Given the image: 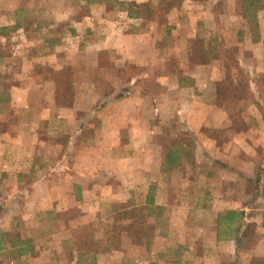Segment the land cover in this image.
I'll list each match as a JSON object with an SVG mask.
<instances>
[{"label": "crops", "instance_id": "crops-1", "mask_svg": "<svg viewBox=\"0 0 264 264\" xmlns=\"http://www.w3.org/2000/svg\"><path fill=\"white\" fill-rule=\"evenodd\" d=\"M104 5L99 4L98 6ZM89 6L94 7L93 3ZM59 10L58 7H52L48 0H0V27H14L11 36L0 34V43L10 42L15 46L14 49L16 48L15 52L10 51L13 57L8 54L1 57L0 68H5V58L17 57L21 60L19 61L20 71L12 76L13 82L9 85L6 82L8 85L5 88L8 94L7 100L0 102V264L5 262L9 264H62L68 261L63 254L65 248L70 254L69 264H78L74 250V238L70 234L74 229L79 228L77 220L80 217L70 216L64 222L61 219L63 214L71 213L74 209H79V213L100 211L103 206L125 202L127 198L125 195L121 197L119 192L131 193L133 197L132 194L136 193L137 187L142 189L145 186L144 204L148 186L151 184V177L147 178L149 175L147 165L151 162L155 163V168L150 175L155 173V178L158 180L163 179L170 171L165 166L161 146L157 142L153 146L147 141L149 135L143 124L146 119L145 115L140 112L145 102L144 87L139 84L143 75L137 78L136 76L123 77L120 71L119 76L117 67L102 66L100 62L103 51L109 53L110 64H112V55L115 62L119 61L118 57L112 54H116L115 49H118L123 58L125 57L127 61L137 66H143L144 59L151 58L152 68L155 69V62L161 61L159 57L155 59L153 48L155 35L148 31L128 33L122 30L120 35L110 37L109 32H106L109 29L105 28V34L93 37L88 34L89 29L86 28L83 34H75V37H78V40L74 41L80 49L78 52L65 50L61 52L63 54L61 55L56 48L55 51H49V47L47 51L37 54L23 50L26 42L31 44L32 41L27 34L30 31H25L30 28L27 18L34 13L41 16L51 11L60 22L63 20L58 17ZM261 11L264 14V9ZM125 17H127L126 13ZM81 20H77V24L81 23L80 26L84 23ZM94 20L95 18L91 17V21ZM74 22L71 28H75ZM33 26L39 25L34 23ZM59 37L55 39V47L59 40L60 42L65 40ZM45 41L46 44H53L51 39H45ZM253 48L258 49V55H262L264 59V34L262 32L257 37V42L253 43ZM160 49L165 52L163 47ZM47 59L50 60L49 68L44 70L41 65ZM211 61L216 64L214 70L199 66L193 70L194 72H184L180 75L172 70L159 77L166 83H174L181 93L184 89L193 90L192 95L189 96L192 103L195 102L194 93L201 94V96L206 94V98L212 106L214 105V109L222 113L219 121L214 122V126L217 129L221 127L227 129L230 132L229 138L244 139L236 127L231 124L223 108L226 105L236 104V102L217 105L220 102L216 100L214 84L224 77L225 72L224 70L220 72L223 68L221 60L212 59ZM65 66H70L75 75L76 95L71 105L58 104L56 100L53 102L44 92L48 89L55 91L58 88L57 82L50 77V74L61 71ZM47 72L50 74L44 76ZM245 72L248 76L249 89L254 94L256 90L254 77L258 73L251 66ZM96 88L105 89L106 94L102 97H90L89 92ZM118 90H123L127 95H117ZM249 99L239 102L244 104L251 101ZM128 114L131 115L130 118ZM123 118L127 120L124 126L120 123ZM199 138L201 141L198 149L207 153H211L213 149L219 150L221 142L217 143L214 135H204L203 138V135L199 134ZM141 150L149 155L152 153V155L144 160L140 157L144 155ZM152 156L156 157L155 160ZM143 161L144 166L141 164ZM127 164L128 167L125 168ZM181 167H174L171 171ZM246 181H249V178ZM181 193L187 196L188 191ZM226 194L230 193L226 192ZM241 194L252 202H255V199L264 202V194L247 193L246 189L241 191ZM222 196L224 195H220L219 198H223ZM225 197L227 200H232L229 195ZM195 199L198 200L197 197ZM173 200L165 181L164 185L161 182L155 184V203L163 207L162 215L158 218L159 225L164 223L162 218L165 217L163 215L165 208L173 207V205L179 206L181 203H174ZM187 203L189 202H185L188 207L187 219H189L195 213L191 214L190 209L192 208ZM245 208L247 210L248 207L244 205L240 209L233 208V210L242 211L243 218H246L248 212ZM253 208L252 206L250 209ZM200 210L206 209L201 207ZM225 211L219 213L217 211L213 216L211 231H209L211 235L207 239L208 242H212L214 249L212 254L205 252L207 250L204 243L205 238L202 241V237L199 255L194 254V251L200 248V245H196L187 235L181 234L178 240L171 244L165 241L167 240L165 237L170 234L189 233L184 226L186 221L184 217L181 225L173 227L172 230L160 232L155 229L157 235L164 238L155 253V264H220L223 260L222 253H226L229 257L236 255L238 247L235 241L236 237L240 236L238 234L242 227L238 233H235L233 227L227 224H216L217 215ZM262 214L263 218L259 222L255 219L254 222L264 226V213ZM82 217L83 215L81 216L83 222ZM65 233L69 234L70 240H63ZM232 233L233 236L230 237ZM157 235L155 234V237ZM57 236L61 237L60 241L55 240ZM169 250L173 253V257L165 256L164 252ZM253 250L252 258L247 263L262 264L258 259L264 258V253L257 254L255 253L257 249L253 248ZM113 251L98 254L97 264L105 262L112 264V260L103 256L111 255ZM220 251L221 253L218 254L217 252ZM236 257L237 255L235 259ZM235 263L236 260L233 264Z\"/></svg>", "mask_w": 264, "mask_h": 264}, {"label": "rangeland", "instance_id": "rangeland-1", "mask_svg": "<svg viewBox=\"0 0 264 264\" xmlns=\"http://www.w3.org/2000/svg\"><path fill=\"white\" fill-rule=\"evenodd\" d=\"M133 1L137 3L149 1L152 6L157 4V0ZM48 3L52 7L55 6L60 8V15L58 17L63 21L58 22L59 20L57 21V18H55L51 11L45 14L43 13L41 16L34 13L27 18L30 28L27 27L28 30L26 29L25 31H30L27 34L32 41L31 44L26 42L25 47L22 49L32 54L47 51V47L50 48L49 51H53L56 48L61 55H63L61 52L65 50L78 52L80 49L77 48V44L74 42L76 39L78 40L75 34H83L86 28L89 29L88 34L93 37L105 34V28L109 29L106 32H109V35H111L110 37H113V35H120L122 30L128 33H144V31H148L155 35L153 47L155 59L158 57L161 59V61L155 62V69L152 68L153 62L151 58L144 59L145 64H143V66H137L133 64V62L127 61L125 57L123 58L122 53L118 49H115L116 54H112H114L115 57L117 56V60L119 61L115 62L112 55V64H110L109 53L107 51H104L100 58L102 66L112 65L114 68L117 67L119 76L120 71L123 77L136 76L137 78V76L143 75L139 84L144 87L145 102H143L141 110H139L145 115L144 117L146 120L143 121V124L148 131V143L155 146V142H157V144L161 146V154L163 157H166V151L168 147L173 144L172 141L187 140V138L183 136L185 131H189L188 136L191 141H188L191 148L193 147V141L196 140L192 150L189 147L188 159L191 162H185L181 168L170 170L163 179L159 178L160 180H158L155 178V173L150 175L151 171L155 168L154 162L147 165L149 166V175L147 178L149 179L151 177V184L149 185L154 187V197L155 184L157 185L158 182H161V184L164 185L165 181L166 186L169 188L170 196L174 198L172 202H181L179 206L173 205V207L165 208L163 214L165 217L162 218L164 221L163 224L159 225V222L155 224V222L150 220L149 228H154V230L156 228V231L160 232L169 231L174 229L173 227H179L185 218L186 221L184 222V226L189 233H178L176 231L178 234L166 236L165 238L167 240L165 241L171 244L177 241L181 234L187 235L196 245H200V248L194 251V254L199 255L201 253L202 237V241L205 238L204 243L207 249L205 252L207 254H212V251H214L212 242H208L207 239L211 235L209 231H211L210 227L213 223V216L215 213H217V211L219 213L233 208L240 209L246 205L248 208L247 210L245 208V210L248 213H246V218L242 219V223H253V225H249L250 236L242 238L241 245L237 246L238 253H236L235 250L237 255L236 259L235 254L229 257L226 253H222L221 258H223V260H221L222 262H220V264H233L235 260L239 259L241 264H248L247 262L252 258L251 254L253 253L252 251H254L253 248L257 249L255 253L263 254L264 226L257 222L263 218L262 212L264 213V202L259 199H255V202H252L241 194V191H245V189L247 193H254L255 178L258 176L257 173L259 172L260 179L264 183V59H262V55H258L257 52H259V50L253 48V43L257 42V40L254 39L258 37L261 32L264 34L263 11L255 13L256 23H253L251 21V16L250 18H242L241 0H184L180 8L172 9L167 15L160 14L144 19L129 20L125 17L126 12L122 7L112 1L99 3L105 4L104 6H98L99 4L93 3L94 7L92 8L84 4L85 0H48ZM251 12L254 14L253 11ZM86 15L88 17H86ZM91 17L95 18V20L91 21ZM80 19L84 21L81 26V23L77 24V20ZM73 21H75V28H71ZM34 23L39 26H33ZM254 24L258 25L256 28L257 33H252ZM237 30L241 32L239 38H237L235 34ZM12 32L13 31H6L7 34H1L11 36ZM210 35H219L217 43L219 44L220 54L227 58V65L233 68L236 65L239 68L238 72L235 74L237 86L234 96L243 97L240 99L241 101L247 98L251 100L244 104H241V102H239L240 100L229 101L236 102V104L226 105L225 107L222 106L229 116V121L236 127L239 134L244 139L240 137H236V139L229 138L230 132L227 131V129L224 127L217 129L216 126H214V122L219 121V117L222 113L214 109V105H211L209 99L206 98V94L201 96V94L194 93L195 102L192 103L189 96L192 95L193 90L184 89L183 93H181L180 89H177L174 83H166L160 78L161 74L171 72L172 70L182 75L181 73L191 72L199 68V66H205L206 69L214 70V67H216L215 62L211 61V58L208 59L205 56V48L207 46L205 39H209ZM58 36H60L59 38H65V40H63V42L59 40L57 47H55V39H58ZM72 38H74V40H71ZM45 39H51L53 44H46ZM8 43L10 44V42H7V44H2L3 46H1L0 43V51L11 56L12 54L10 51L15 52L16 48L14 49L15 46L11 44L8 45ZM161 47L165 49V52L161 51ZM11 57L5 58V68H0V71H2L0 74L6 79L8 85L13 82L12 76H14V73L20 71L21 66V63L19 64V61H21L19 58L14 57L11 59ZM49 62L50 60L48 59L44 60V63L41 65L42 69L48 70ZM223 64L224 62H222V65ZM250 66L258 73L254 77V80L256 81V92L260 94L254 92V98L252 96L246 97L248 95L246 91L244 92L243 90V86L247 83V72L245 71ZM108 69L110 70L111 68ZM223 70L222 68L220 72H223ZM48 72L45 73L44 76H48L50 74ZM52 75L53 74H50V77H52ZM230 76L231 75L228 74V78ZM59 77H62L59 90L53 91L48 89L44 92L53 102L56 100L58 104L71 105L76 95V91L74 90L75 75L72 68L70 66H65L63 73H61ZM202 84H204V82ZM228 84L229 86L227 88L231 87V83ZM187 91L188 93H186ZM88 92L89 91H87V93ZM139 92H141V90H139ZM116 93L120 96L123 94L127 95L123 90H118ZM105 94L106 90L103 88H96L89 92L90 97H102ZM153 98L155 100H153ZM254 99H260L261 108L255 105ZM227 102L217 103V105L221 106V104ZM128 117L130 118L131 115L128 114ZM120 123L124 126L127 120L123 118ZM134 123H136V121ZM128 124H130V122H128ZM182 131L184 132L182 133ZM231 133L234 132L231 131ZM199 134L203 135V138L204 135H214L217 140L216 142H221V144L219 143V150L213 149L211 153H207L204 150L198 149V144L201 141ZM192 137L194 138L193 140ZM141 151L144 155L140 157L144 160L152 155V153L149 155L146 151ZM155 158L156 157H153L154 160ZM215 160L218 163L215 162ZM141 164L144 166L145 162L143 161ZM127 167L128 164L125 168ZM128 173L130 174V172ZM248 178L249 181H246ZM145 189V186L142 187V189L137 187L136 193L132 194L133 197H131V193L119 192L121 197L125 195L127 198L125 202H115L107 207L103 206L100 211H92L91 213H79V209H74L71 213L63 214L61 219L67 221L70 216L80 217V219L78 218L77 220L79 228L74 229L70 234L74 240L77 232L76 230H80L83 227L87 228V232L101 237L104 233L106 223L112 220L110 217L111 214L117 213V211L113 212L114 210L130 211L137 207H145V204H143ZM185 190L188 191L187 196L181 193ZM226 192L230 194H226ZM220 195H224L222 196L224 199L219 198ZM227 195H229L232 200H227L225 197ZM196 197L198 200L195 199ZM187 201L189 202L187 204L192 208V210L190 209L191 214L195 213L192 214L189 219H187L188 214L186 213L188 207L185 202ZM210 205L211 207H209ZM252 206L254 208L250 209ZM201 207L206 210L199 211ZM82 215L83 222L81 221ZM255 219H258V221L254 222ZM64 222L62 224H64ZM155 234L157 235L154 231V237L148 246L143 244L142 240H138L137 243L132 244L129 238L123 237L121 249L114 250L111 255L103 257L112 260V264H146L147 262H149V264H155V253L158 251L161 242L164 241L163 236L157 235V237H155ZM70 236L68 233H65L63 235V240H70ZM232 236L233 233L230 234V237ZM55 240L60 241L61 237L57 236ZM235 242L237 244V241ZM254 244L256 245L254 246ZM64 246L65 245H63V248H65ZM217 253L220 254L221 251ZM63 254L65 255L64 258L68 261L65 260L67 262L62 264H69V262H71L69 260L71 259L67 248H65ZM164 254L165 256L169 255V257H173V253L170 250L164 252ZM208 258L210 259V257ZM2 264L9 263L5 262ZM104 264L107 263L105 262Z\"/></svg>", "mask_w": 264, "mask_h": 264}, {"label": "trees", "instance_id": "trees-1", "mask_svg": "<svg viewBox=\"0 0 264 264\" xmlns=\"http://www.w3.org/2000/svg\"><path fill=\"white\" fill-rule=\"evenodd\" d=\"M112 1L116 3L118 6L122 7V9L126 12V15L130 19H144L151 16H156L160 14H169L172 9L180 8L184 0H157V4L152 6L149 1L135 2L133 0H85L84 4L91 3H101V2H109ZM241 8H242V18H247L251 16V21L256 23V15L255 13L264 9V0H241ZM253 11L254 14L251 12ZM258 22V21H257ZM257 24H254L252 28V33H257ZM14 27H0V34L6 33V31H12ZM236 37L239 38L241 36L240 30L236 31ZM219 35H210L209 39L206 38L207 46L205 48V56L207 58H211L214 60H221L224 62L223 69L225 72V76L221 79V81H217L215 85V96L218 102H229L234 100H240L243 97L234 96V92L236 90V73L238 72V66L230 67L227 65L226 56H222L219 50V44L217 43ZM258 36V34H257ZM221 38V37H220ZM222 39V38H221ZM257 40V37L254 39ZM216 42V43H215ZM1 46H3L1 44ZM0 46V49H1ZM104 52V51H103ZM101 52V53H103ZM5 53L0 51V61L1 57L4 56ZM230 67V69H229ZM65 68V67H64ZM64 68L61 71L53 73L52 77L57 82V87L55 91L59 90L60 83L62 82V77H59L61 73H63ZM241 69V68H240ZM228 74L231 76L228 78ZM228 78V79H227ZM248 78V76H247ZM224 80V81H223ZM70 83V81L68 80ZM228 83H231V87ZM6 79L0 74V102H4L7 100V91H6ZM227 88V90H226ZM244 92L246 91V97L252 96L255 97V93L249 89L248 80L245 86H243ZM256 92V90H255ZM245 93V94H246ZM260 94L259 92H256ZM254 103L258 108H261L260 99H254ZM184 131H182L183 133ZM189 131H185L183 136L187 138L186 141H172V145L168 147L166 151L165 157V166L167 170H171L174 167L182 166L185 162L190 163L191 161L188 159V152L191 148L188 140L191 141L188 136ZM191 133V132H190ZM194 138L192 137V140ZM196 140L193 141V147L195 146ZM190 147V148H189ZM192 147V148H193ZM191 148V150H192ZM260 173V172H259ZM255 178V195L264 194V183L261 182L260 174ZM259 177V178H258ZM257 183V184H256ZM256 198V196H255ZM144 208L137 207L135 209H131L130 211H117V213L111 214V219L106 223V227L104 229V233L101 237H97L93 235L91 232H87V228L83 227L77 231L74 240V250L77 254V263L78 264H97V255L102 253H107L112 250H119L122 247L123 237L129 238L131 240L130 243H137L138 240H142L143 244L146 246L150 245L152 238L154 237V228H149L150 220L155 222V224L159 221V217L162 215L163 207L159 204L155 203L154 197V187L149 185L148 191L145 195L144 199ZM243 212L237 211L233 209L226 210L224 213H220L216 217V224L220 225L221 223L227 224L228 226L233 227V231L238 233L240 228L239 237H236L237 246L241 245L242 238L250 236L249 225H253V223L246 224L242 223ZM253 227V226H252ZM156 229V228H155ZM259 263L264 264V258L258 259ZM235 264H241L240 261L236 260Z\"/></svg>", "mask_w": 264, "mask_h": 264}]
</instances>
